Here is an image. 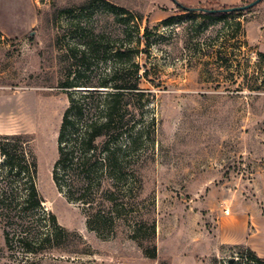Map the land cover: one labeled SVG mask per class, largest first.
<instances>
[{"label":"rangeland","instance_id":"obj_1","mask_svg":"<svg viewBox=\"0 0 264 264\" xmlns=\"http://www.w3.org/2000/svg\"><path fill=\"white\" fill-rule=\"evenodd\" d=\"M188 8L182 14L155 0H0V135L30 141L15 151L21 174L0 154V264L264 260V3L228 24L203 15L222 9L218 3ZM127 48L149 70L140 83L141 177L121 180L118 206L72 202L66 185L54 182L70 96L110 93L111 85L86 86L111 84L116 69H128V58L117 56ZM32 185L41 207L25 211ZM52 216L57 229L77 237L62 250L28 252L19 240H45L55 232ZM142 221L155 224V260L139 246L150 234Z\"/></svg>","mask_w":264,"mask_h":264},{"label":"trees","instance_id":"obj_2","mask_svg":"<svg viewBox=\"0 0 264 264\" xmlns=\"http://www.w3.org/2000/svg\"><path fill=\"white\" fill-rule=\"evenodd\" d=\"M177 9L182 14L191 10L186 6L176 3ZM90 4L83 6L84 10L89 9ZM124 14H130L129 10L113 6ZM229 7L223 6L220 10ZM203 14L208 20H217L228 24L231 15H241L244 11L233 13H211L218 10H204ZM252 9L248 10L249 13ZM138 20L143 22V16ZM174 18H168L167 24H171ZM237 27L241 28L240 23ZM143 39L146 45L150 44L151 33L149 28L145 29ZM136 49L127 48L125 52H119L117 56L128 58V69H116L111 77V84L108 82L99 85L86 86L91 89L109 88L112 91L107 94L99 93L98 90L81 93L79 97L70 96V105L64 113L58 137V159L55 163L54 182L57 187L63 188L66 185L67 198L72 202H79L88 206H118L115 198L116 192L122 187L121 180L124 177L134 175L141 177V134L137 127L142 121V104L145 92L140 89V83L148 78V69L134 61L132 56L137 54ZM85 58L82 54L81 61ZM143 71V74H141ZM71 84H62L61 88H72ZM80 87V86H79ZM85 87V86H84ZM95 103L97 104L95 106ZM28 136L25 135H0V154L7 159V165L11 171L17 169L18 174L22 173L15 159V151L25 144H30ZM14 149L12 156L9 148ZM139 153V154H138ZM23 155L25 153L23 152ZM30 173H37L36 156L31 153V165L28 167ZM63 174L60 175L59 171ZM64 178V180H63ZM67 180V181H66ZM62 182L64 185H62ZM63 186V187H62ZM101 194V196H97ZM98 198V199H97ZM100 199V201H98ZM97 201V202H96ZM28 204L25 211L40 209L41 200L38 197L34 185L31 186L30 194L25 201ZM50 221L55 232L46 236L40 243H30L19 240L28 252L41 253L43 251L62 250L70 239L77 237L64 229H57L56 218L52 216ZM142 228L149 227L150 234L145 240L139 242L146 255L155 260L157 257L155 224L148 221L141 222ZM9 241V240H8ZM258 264H264V260L255 258ZM229 264H235L230 262Z\"/></svg>","mask_w":264,"mask_h":264},{"label":"crops","instance_id":"obj_3","mask_svg":"<svg viewBox=\"0 0 264 264\" xmlns=\"http://www.w3.org/2000/svg\"><path fill=\"white\" fill-rule=\"evenodd\" d=\"M155 1L160 3L162 6L165 5L166 7L171 9L173 7L177 8L176 3L183 5V6H186V7H195L201 3L215 2V3H218V4H220L222 6H226V7H238V6H241L242 4H244L246 2H250V1H254V0H155ZM262 2L264 3V0ZM163 14L167 15L168 13H163Z\"/></svg>","mask_w":264,"mask_h":264},{"label":"water","instance_id":"obj_4","mask_svg":"<svg viewBox=\"0 0 264 264\" xmlns=\"http://www.w3.org/2000/svg\"><path fill=\"white\" fill-rule=\"evenodd\" d=\"M263 0H255L254 2L245 5V6H239V7H232L228 8L226 10H218V11H212L211 13H233V12H238V11H248L250 9L255 8L258 6ZM191 10V9H190Z\"/></svg>","mask_w":264,"mask_h":264},{"label":"built area","instance_id":"obj_5","mask_svg":"<svg viewBox=\"0 0 264 264\" xmlns=\"http://www.w3.org/2000/svg\"><path fill=\"white\" fill-rule=\"evenodd\" d=\"M227 213H229V212L227 211Z\"/></svg>","mask_w":264,"mask_h":264}]
</instances>
